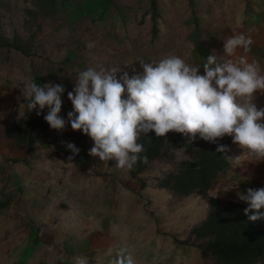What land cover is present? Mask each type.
Instances as JSON below:
<instances>
[{
	"label": "rangeland",
	"instance_id": "rangeland-1",
	"mask_svg": "<svg viewBox=\"0 0 264 264\" xmlns=\"http://www.w3.org/2000/svg\"><path fill=\"white\" fill-rule=\"evenodd\" d=\"M97 2L72 18L35 0H0V264H74L79 256H87V264H110L106 251L121 238L136 264H216L200 252L206 237L191 229L206 218L217 191L222 200L247 205L232 186L239 183L241 192L264 187V159L226 135L219 140L231 141L226 153L240 156V164L229 161L207 195H177L157 185V177L189 156L184 147L164 146L166 155L133 174L90 155L93 140L70 123L62 131L50 128L47 108L39 116L24 109L22 90L32 81L63 85L59 115L67 120L68 92L90 67H120L119 79L123 72L142 74L138 60L176 55L200 64L203 74L202 63L213 54L221 61L256 60L264 74V0H157L155 17L150 0H110L101 16L92 9ZM239 33L251 36V50L238 48L229 57L223 42ZM13 40L23 48L6 44ZM253 97L257 109L264 108V92ZM195 140L203 139L197 134ZM62 142L74 143L79 153Z\"/></svg>",
	"mask_w": 264,
	"mask_h": 264
},
{
	"label": "clouds",
	"instance_id": "clouds-1",
	"mask_svg": "<svg viewBox=\"0 0 264 264\" xmlns=\"http://www.w3.org/2000/svg\"><path fill=\"white\" fill-rule=\"evenodd\" d=\"M243 17L237 19L241 23ZM253 40L243 33L234 34L223 42L224 53L231 57L236 50L249 52ZM200 64L189 63L176 55H166L159 61L138 60L143 73L129 77L120 67L88 68L77 74L68 99L72 111L67 120L61 117V93L63 85L34 81L25 84L22 90L24 109H36V115L47 108L44 120L50 128L62 131L66 123L72 130H80L93 140L89 154L102 161L114 160L115 166L132 170L138 161L147 163L145 151L139 143L141 135L154 131L156 137H165L177 132L193 143L200 139L216 144V152H226L227 145L218 143L224 136H230L233 143L264 159V108L257 109L252 103L253 94L264 92V74L256 60L251 62L245 56L236 61L218 60L210 54ZM126 93V95H125ZM66 147L73 155L79 149L71 142ZM234 167L240 164V156H224ZM69 160L73 157L69 156ZM237 197L245 202L244 214L249 221L264 219V187L247 188L239 191ZM221 191H217L213 197ZM251 213V214H249ZM106 254L110 264H136V257L123 238L115 248ZM87 256L74 258V264H87Z\"/></svg>",
	"mask_w": 264,
	"mask_h": 264
},
{
	"label": "trees",
	"instance_id": "trees-1",
	"mask_svg": "<svg viewBox=\"0 0 264 264\" xmlns=\"http://www.w3.org/2000/svg\"><path fill=\"white\" fill-rule=\"evenodd\" d=\"M109 1L98 0L92 9H97L98 16L106 14ZM35 2L47 10L60 9L75 18L88 9L90 0H85L81 4H78L76 0H35ZM150 5L152 17H155L158 14L157 0H150ZM156 29L153 26V31ZM6 44L17 49L23 48V45L15 40ZM138 142L145 148V151L140 155L147 157V163L138 161L132 169L133 174L143 170L154 157L161 154L166 155L167 149L182 146L189 151V156L180 159L175 170L165 172L157 177V185L167 187L177 195H188L193 190L207 195V190L216 176L230 165L224 157L228 156L226 152H216V144L204 140H195L190 143L184 135L177 132H169L165 137H156L154 131H150L147 135H141ZM230 142L218 140L219 144L227 146ZM164 146L167 149L163 150ZM245 207L247 205L232 200L209 196V211L206 218L191 229L195 237H206L204 245L200 248L203 256H213L216 264L264 262V219L255 222L249 221L243 211ZM35 240L37 241V239ZM30 251V246L24 248L18 262L21 263Z\"/></svg>",
	"mask_w": 264,
	"mask_h": 264
}]
</instances>
